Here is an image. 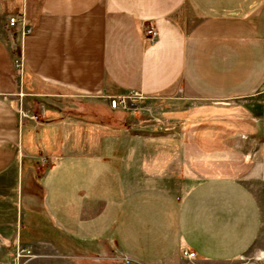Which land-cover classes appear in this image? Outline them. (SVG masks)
I'll return each mask as SVG.
<instances>
[{
	"label": "crops",
	"instance_id": "1",
	"mask_svg": "<svg viewBox=\"0 0 264 264\" xmlns=\"http://www.w3.org/2000/svg\"><path fill=\"white\" fill-rule=\"evenodd\" d=\"M263 89L264 0H0V264L15 231L39 264L239 260L264 234ZM130 92L189 106H108Z\"/></svg>",
	"mask_w": 264,
	"mask_h": 264
},
{
	"label": "rangeland",
	"instance_id": "2",
	"mask_svg": "<svg viewBox=\"0 0 264 264\" xmlns=\"http://www.w3.org/2000/svg\"><path fill=\"white\" fill-rule=\"evenodd\" d=\"M17 19V23L14 26H9V28L13 29L18 27L19 31L21 32V34H25L28 32V30L26 29L24 23H23V18H19L14 16ZM9 20V19H8ZM149 27V26H148ZM147 27V28H148ZM145 35H146V29H145ZM150 39V38H149ZM147 42H154V41H149L147 39ZM17 61V68L20 70V76H21V81L23 79V70H24V64L21 60V57H17L16 58ZM117 96H109L108 97V106L110 107V99L111 98H115ZM136 98V100H131L130 98L124 100V102L120 101V106L116 109L111 108L112 110H120L122 112H134L135 115L137 116H143V115H157V114H161V113H172L173 109H174V113L178 114L179 110L183 109L184 107H188L189 105L187 104H180V103H172V104H165L167 103V101L162 102V101H158V100H147V99H141L138 100V98H142V97H134ZM260 101V103L263 105V109H262V114L264 116V89L262 94L260 95V97H258V99ZM125 104L126 107L121 106ZM121 107V108H120ZM170 109V110H169ZM134 115V114H133ZM21 116L23 118H29L31 120H37L38 117L32 114H29L27 112L21 111ZM154 119H157V117L155 116ZM125 121V120H124ZM178 161V155L177 158L174 161ZM171 161V160H170ZM53 164V160L51 158H48L47 156H40V164H39V169H45L47 167H49L50 165ZM178 166V165H177ZM176 166V167H177ZM177 171H178V167H177ZM35 193L37 195V197H41L40 196V192L35 190ZM38 202V204H37ZM37 202L35 201L34 203L36 205H40V201L39 199L37 200ZM24 204V203H23ZM18 219L22 220V216L19 217ZM24 219V218H23ZM17 231L19 230V228H16ZM15 237V243L13 244L12 248L7 251L6 253H4V258L2 259V262H6V261H10V264H13V257L15 255V251L16 248L18 246L20 247H26L29 248L31 251V254L33 255L32 257H30L29 259H22L20 260L19 264H39L38 261H36V257H37V252L36 249L34 250V248H30L28 246H25L24 244H26V242H29V240L27 241L26 239L22 238V236H24V233H21L19 235L18 232H11L8 234V238L11 239V236ZM27 235V234H26ZM21 236V237H20ZM20 237V239H19ZM75 237V236H74ZM22 242V243H21ZM0 252H2V249L0 250ZM262 252H264V234L263 236L260 238V240L257 242V245L255 248H252V250H250L249 252H247V254H245L243 257H241L239 260L234 261V262H230V263H205V264H264V256L262 255ZM62 254H68V251H62ZM129 257V256H128ZM120 258V257H119ZM191 259V258H189ZM51 263L52 264H75V260L73 259H69V258H57V257H53L51 258ZM120 259L116 260L115 264H119ZM136 264V262L134 263ZM186 264V263H185ZM187 264H203V263H195V262H189Z\"/></svg>",
	"mask_w": 264,
	"mask_h": 264
},
{
	"label": "built area",
	"instance_id": "3",
	"mask_svg": "<svg viewBox=\"0 0 264 264\" xmlns=\"http://www.w3.org/2000/svg\"><path fill=\"white\" fill-rule=\"evenodd\" d=\"M16 23H17V19L14 16L9 18V20H8L9 26H14ZM157 36H158V33L153 27L149 26L148 28H146L145 37L149 41H155ZM16 66H18L17 61H16ZM132 97H141V94L130 92L127 95L117 96L115 98H111L110 102H109L110 107L113 109L118 108L120 106L119 105L120 101L124 102V100H126L128 98H132ZM183 255L187 258H194L195 257V253L192 251H188V250H184ZM32 256L33 255L31 254V251L29 248L18 246L16 248L15 255L13 257V261H14L13 264H19L20 260H22L24 258L29 259ZM119 259H120L119 264H134L135 263V261L128 256L123 255Z\"/></svg>",
	"mask_w": 264,
	"mask_h": 264
},
{
	"label": "bare ground",
	"instance_id": "4",
	"mask_svg": "<svg viewBox=\"0 0 264 264\" xmlns=\"http://www.w3.org/2000/svg\"><path fill=\"white\" fill-rule=\"evenodd\" d=\"M145 40H147V38L145 37ZM121 106H124V107H126V105L125 104H123V105H121ZM121 108V107H120ZM117 109V108H116Z\"/></svg>",
	"mask_w": 264,
	"mask_h": 264
},
{
	"label": "trees",
	"instance_id": "5",
	"mask_svg": "<svg viewBox=\"0 0 264 264\" xmlns=\"http://www.w3.org/2000/svg\"><path fill=\"white\" fill-rule=\"evenodd\" d=\"M15 52H17V50H14Z\"/></svg>",
	"mask_w": 264,
	"mask_h": 264
}]
</instances>
